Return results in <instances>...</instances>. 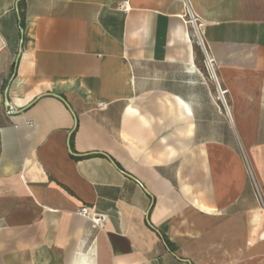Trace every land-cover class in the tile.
<instances>
[{
    "label": "crops",
    "instance_id": "0c3cea01",
    "mask_svg": "<svg viewBox=\"0 0 264 264\" xmlns=\"http://www.w3.org/2000/svg\"><path fill=\"white\" fill-rule=\"evenodd\" d=\"M121 1L0 0V264H264V0Z\"/></svg>",
    "mask_w": 264,
    "mask_h": 264
},
{
    "label": "built area",
    "instance_id": "2783aa9c",
    "mask_svg": "<svg viewBox=\"0 0 264 264\" xmlns=\"http://www.w3.org/2000/svg\"><path fill=\"white\" fill-rule=\"evenodd\" d=\"M185 7H186V13L185 15L187 16V22L189 24L192 25L194 32L197 33V25H196V18L195 16L192 14L189 6H188V0H182ZM120 9L123 12H127L129 10V7L127 5V1L123 0L121 1V3L119 4ZM205 63L207 65L211 64L210 59H208L207 57L205 58ZM99 108H103L104 104L103 103H98L97 105ZM76 214L80 215L81 217L85 218L88 223H89V227L92 230H101L103 229L105 222L107 220V214L106 213H102V212H98L93 208H90L88 205H81L77 211Z\"/></svg>",
    "mask_w": 264,
    "mask_h": 264
},
{
    "label": "trees",
    "instance_id": "16d2710c",
    "mask_svg": "<svg viewBox=\"0 0 264 264\" xmlns=\"http://www.w3.org/2000/svg\"><path fill=\"white\" fill-rule=\"evenodd\" d=\"M164 240H165V242L167 243V245H168L169 247L172 246L171 243L169 242V240H168L167 238H164Z\"/></svg>",
    "mask_w": 264,
    "mask_h": 264
},
{
    "label": "water",
    "instance_id": "95a60500",
    "mask_svg": "<svg viewBox=\"0 0 264 264\" xmlns=\"http://www.w3.org/2000/svg\"><path fill=\"white\" fill-rule=\"evenodd\" d=\"M5 104H6L8 107H10V106H11V105L9 104V102H8L7 98H5Z\"/></svg>",
    "mask_w": 264,
    "mask_h": 264
}]
</instances>
